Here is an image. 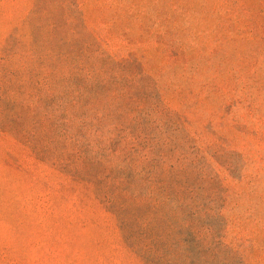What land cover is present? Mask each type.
Wrapping results in <instances>:
<instances>
[{"label":"rangeland","instance_id":"1","mask_svg":"<svg viewBox=\"0 0 264 264\" xmlns=\"http://www.w3.org/2000/svg\"><path fill=\"white\" fill-rule=\"evenodd\" d=\"M0 264H264V0H0Z\"/></svg>","mask_w":264,"mask_h":264}]
</instances>
